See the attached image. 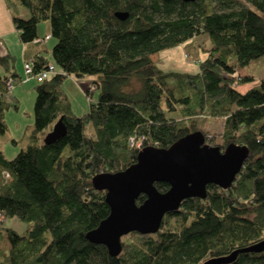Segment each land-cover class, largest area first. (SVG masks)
<instances>
[{
    "label": "trees",
    "instance_id": "trees-1",
    "mask_svg": "<svg viewBox=\"0 0 264 264\" xmlns=\"http://www.w3.org/2000/svg\"><path fill=\"white\" fill-rule=\"evenodd\" d=\"M6 2L23 44L39 39L41 23H52V61L39 53L24 64L33 62L34 75L49 65L57 74L30 80L36 99L27 148L12 160L0 149V238L10 245L0 249V264H210L264 240V77L244 93L237 85L255 80L235 77L237 69L264 58V0ZM19 5L28 19L19 16ZM119 13L128 17L120 20ZM202 34L211 48L197 73L168 72L155 63L159 53ZM15 69L14 56L0 57V135L11 106L7 82L15 87L22 80ZM87 76L93 78L88 97L99 94L76 117L61 86L68 77ZM133 78L141 84L137 93L125 90ZM175 112L178 117L167 115ZM60 119L66 140L45 144ZM211 120L218 131H210ZM194 132L222 151L230 144L248 149L232 187L209 185L205 199L183 201L156 234L124 236L117 257L91 243L87 234L110 215L106 193L94 189L93 178L137 162L132 138L143 148L168 149ZM155 186L161 193L170 188ZM145 200L141 195L137 205ZM8 219L27 224L26 232L2 228ZM228 264H264V251L240 253Z\"/></svg>",
    "mask_w": 264,
    "mask_h": 264
},
{
    "label": "water",
    "instance_id": "water-1",
    "mask_svg": "<svg viewBox=\"0 0 264 264\" xmlns=\"http://www.w3.org/2000/svg\"><path fill=\"white\" fill-rule=\"evenodd\" d=\"M117 17L125 20L128 14L119 13ZM66 133L67 127L60 119L44 142L47 145L56 143ZM248 155L246 147L235 144H230L224 151L209 146L201 132L186 135L168 149L143 148L138 153L137 162L126 170L98 174L93 178L94 189L106 193L110 215L87 234V239L105 246L111 256H119L124 236L133 232L142 235L158 233L166 214L177 211L187 199H205L209 185L231 188ZM156 183H167L170 188L161 193ZM141 195H145L146 200L137 205ZM263 251L264 240L210 264H228L240 253Z\"/></svg>",
    "mask_w": 264,
    "mask_h": 264
},
{
    "label": "rangeland",
    "instance_id": "rangeland-1",
    "mask_svg": "<svg viewBox=\"0 0 264 264\" xmlns=\"http://www.w3.org/2000/svg\"><path fill=\"white\" fill-rule=\"evenodd\" d=\"M18 14L22 18L28 19L29 13L22 6L17 7ZM38 33L42 38L46 34H52V38L44 46L47 57L52 61L51 50L57 43V38L54 35L53 27L50 22H43L38 27ZM211 44L208 35L202 34L195 37L186 44L177 46L171 50L163 51L154 57L157 62L168 72L190 73V69H199V63L204 61L208 55ZM250 67V68H249ZM188 69V70H187ZM247 69V68H246ZM21 74V81L15 84V87L8 94V100L11 102L9 110L5 113V121L7 125V132L0 135V148L3 150L5 156L12 160L21 151L25 150L33 138L34 125V103L36 99V92L34 90L35 81L23 82L25 79L24 68L20 62L16 63V69ZM248 70L257 75V79L264 77V58L254 61L248 66ZM187 71V72H184ZM241 71L237 69L236 76H240ZM92 77L87 76L81 80L73 77H68L62 84L61 89L69 101L71 112L76 117H81L89 111L90 101H96L99 92H95L88 97L87 92L92 87ZM141 89L140 82L133 78L129 85L125 88L127 92L137 93ZM92 98V99H90ZM17 107V108H15ZM172 117H178V113H169ZM218 121L211 120V132L218 131ZM211 138V135L209 136ZM66 140V137L61 138L59 143ZM16 141V144L14 143ZM140 141H137V144ZM139 147L141 151L144 147ZM27 229V224L20 222L16 225L15 230L19 234H24ZM4 245V244H1ZM5 246V245H4Z\"/></svg>",
    "mask_w": 264,
    "mask_h": 264
},
{
    "label": "crops",
    "instance_id": "crops-1",
    "mask_svg": "<svg viewBox=\"0 0 264 264\" xmlns=\"http://www.w3.org/2000/svg\"><path fill=\"white\" fill-rule=\"evenodd\" d=\"M12 11L8 8L6 0H0V57L5 56L7 54H10L15 57L16 63L20 62L22 68L25 60H29L35 55L42 53L43 55H46L45 51L46 48L44 47L46 43L52 38H50L46 43L40 42L37 43L36 41L29 43V44H23L18 37V32L15 28V25L13 23V15ZM19 16H21L19 14ZM52 26V23H50ZM46 34L43 37H46ZM39 39H43L42 36L39 35ZM158 56V55H157ZM156 64L164 71H167L168 69H164L161 65H159L157 62ZM250 68V67H249ZM188 70V69H187ZM192 74H195L199 71L198 68L190 69ZM241 71L240 76L245 77L249 76L252 77L255 81L252 83H246V84H240L237 85V89L244 93L253 88L254 86H257L260 79H257V75H254L252 71L248 70L246 68L239 69ZM179 72V71H177ZM187 72V71H184ZM21 77L20 72L18 73ZM30 82V81H29ZM27 83V82H25ZM1 149V148H0ZM2 150V149H1ZM3 152V150H2ZM4 153V152H3ZM5 155V154H4ZM7 158V157H6ZM9 159V158H8ZM20 224V222L17 219H8L3 222L2 228H9L14 229L16 228V225ZM17 231V230H16ZM4 244V245H1ZM10 247L9 242L5 236L0 238V249L8 250Z\"/></svg>",
    "mask_w": 264,
    "mask_h": 264
},
{
    "label": "built area",
    "instance_id": "built-area-1",
    "mask_svg": "<svg viewBox=\"0 0 264 264\" xmlns=\"http://www.w3.org/2000/svg\"><path fill=\"white\" fill-rule=\"evenodd\" d=\"M50 38V36H47L45 39H37L36 42H45L46 40H48ZM24 73H25V81H30V80H36L37 82H42L46 79H48L49 77L57 74V70L55 68V66L53 65H49L48 69L46 71H42L39 74H33V62L30 60L28 62H26L24 64ZM7 87L10 91H12L14 89V80L9 79L7 82ZM130 145L131 147H136L139 149V147L142 146V142H139L137 144V141L135 139H130ZM6 179H10V175L8 173L4 174ZM3 219V215L2 212H0V220Z\"/></svg>",
    "mask_w": 264,
    "mask_h": 264
}]
</instances>
